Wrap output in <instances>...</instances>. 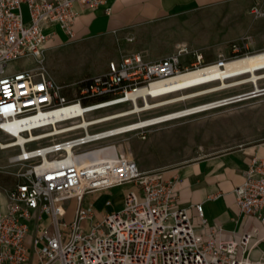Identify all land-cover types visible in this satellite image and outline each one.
Here are the masks:
<instances>
[{"label":"built area","instance_id":"obj_1","mask_svg":"<svg viewBox=\"0 0 264 264\" xmlns=\"http://www.w3.org/2000/svg\"><path fill=\"white\" fill-rule=\"evenodd\" d=\"M101 2L0 0V136L9 138L0 139V149L17 147L13 159L21 164L4 205L0 200V264H264L251 254L262 242L251 244L258 228L239 241L226 239L219 225L206 232L202 204L195 205L200 228L194 227L191 207L177 203L174 178L141 170L112 140L140 130L146 138L143 126L95 129L115 120V114L100 111L125 103L134 107L129 93L207 66L202 53L187 45L153 61L132 53L110 60L102 73L63 84L42 70L14 69L21 58L43 54L53 35L46 33L49 27L58 25L72 36L77 3L96 8ZM250 13L264 19V4ZM248 49L242 38L232 43L231 57L215 63L224 70L228 60L252 53ZM190 53L194 60L184 58ZM155 98L148 95L149 101ZM138 103L146 99L138 97ZM124 185L130 187L122 194V209L110 208L108 198L100 207L102 220L93 221L97 202ZM234 193L242 213L264 222V143ZM72 199L75 213L67 223L61 220L68 213L63 204ZM86 218L91 222L83 230Z\"/></svg>","mask_w":264,"mask_h":264},{"label":"rangeland","instance_id":"obj_2","mask_svg":"<svg viewBox=\"0 0 264 264\" xmlns=\"http://www.w3.org/2000/svg\"><path fill=\"white\" fill-rule=\"evenodd\" d=\"M23 13L27 21L29 13L26 4H23ZM258 20L260 18L252 15L250 11H244L238 5L197 10L184 15L145 23L125 32L82 41H71L50 47L40 57L28 55L21 58L14 64V69L42 70L59 84L74 83L104 72L110 60L120 59L122 56L132 53H141L144 59L148 61L158 60L176 52L179 45H187L190 52L202 53L205 63L211 64L219 61L222 56L231 57L233 55L232 43L240 41L242 38H245L249 43L248 52L254 53L263 49L264 27ZM49 31L46 30V33ZM191 57V53L184 56L185 59ZM263 74V72L258 73V75ZM219 84L220 82L206 84L191 88L187 92L204 90ZM258 85L261 89L264 88V78L259 80ZM255 90L252 82L234 85L126 117L116 118L102 123L95 129L128 125L189 107L218 103ZM156 99H152L150 102L154 103ZM140 103L142 102L140 101ZM130 109L131 103H125L99 113L117 115L121 111ZM143 131L146 138L142 137L140 130L128 132L112 139L137 161L139 168L143 171H160L163 173L169 168L208 155L241 146L263 144L264 93L155 124ZM0 137V139L9 141L7 137ZM17 152V147L0 149L1 194L6 193L18 181L16 172L21 168V164L14 162L13 159ZM128 187L130 185L110 189L107 195L97 202V206H95L96 218L93 221L102 220L103 213L100 207L108 198L112 200L110 208L117 211L122 209V205H120L122 194ZM135 189L138 190V188ZM63 206L68 210V213L61 220L70 223L74 217L76 200L66 201ZM90 222V218L84 219L81 228L86 230Z\"/></svg>","mask_w":264,"mask_h":264},{"label":"crops","instance_id":"obj_3","mask_svg":"<svg viewBox=\"0 0 264 264\" xmlns=\"http://www.w3.org/2000/svg\"><path fill=\"white\" fill-rule=\"evenodd\" d=\"M256 4H264V0H102L96 8L77 3L79 14L71 25L72 36L58 25L51 26L48 30L53 35L47 48L125 32L145 23L197 10L238 5L249 12ZM258 21L264 27V19ZM256 153H262V144L208 155L169 168L163 172V176L174 178L177 203L182 207H191L194 227L200 228L195 205L202 204L207 219L204 227L206 232L214 225H219L226 239L239 241L244 233L258 228V234L251 244L259 238L262 242L252 248L251 254L263 260L264 222L242 213L234 193L235 188L244 181L245 171ZM236 252L240 254V246Z\"/></svg>","mask_w":264,"mask_h":264},{"label":"bare ground","instance_id":"obj_4","mask_svg":"<svg viewBox=\"0 0 264 264\" xmlns=\"http://www.w3.org/2000/svg\"><path fill=\"white\" fill-rule=\"evenodd\" d=\"M264 73V51H256L254 53H250L248 55H244L238 58L230 59L227 62L226 69H221L218 67L216 63L208 64L204 67L194 68L186 71L181 76L176 78H172L166 80L164 82H160L158 84L153 85L151 88H143L138 91L132 92L128 94V97L132 99L135 104L129 111V115L134 113H140L145 110H149L155 107L164 106L167 104L175 103L178 101H183L188 98H192L195 96H199L205 93L213 92L216 90H220L223 88H227L234 85H239L247 82H252L254 84V88L257 91H260L258 83L259 80L264 78L263 75H258V73ZM247 77H242L246 76ZM242 77V78H240ZM233 81H227V80ZM215 82H220L217 86H212L204 90H196L192 92H187L191 88H196L202 85L211 84ZM157 97L154 103L150 102L148 99V95ZM171 95V96H170ZM244 95V94H243ZM260 94H256L257 96ZM138 97H142L146 99V103L142 106L138 103ZM163 98L162 100H159ZM222 105L220 102L214 104H202L199 106L189 107L184 110L170 112L164 115H160L151 119L141 120L137 122H133L128 124L130 126H134L130 129L137 127H150L155 124L167 122L176 118L184 117L193 113L201 112L204 110H208L210 108ZM125 114H117L114 115L113 118H120ZM128 125L116 126L115 128H121ZM18 127H13V129H17ZM22 138H20V142H22ZM13 145V144H12ZM10 145V146H12ZM115 149H113L114 151ZM0 200L4 205L5 195L0 193Z\"/></svg>","mask_w":264,"mask_h":264},{"label":"water","instance_id":"obj_5","mask_svg":"<svg viewBox=\"0 0 264 264\" xmlns=\"http://www.w3.org/2000/svg\"><path fill=\"white\" fill-rule=\"evenodd\" d=\"M261 93H264V89H261L260 91L255 90L253 92H250V93L244 94V95L234 96V97H231L229 99H225V100L221 101L220 103L221 104H225V103L233 102V101H236V100H239V99H242V98L254 96L256 94H261Z\"/></svg>","mask_w":264,"mask_h":264}]
</instances>
